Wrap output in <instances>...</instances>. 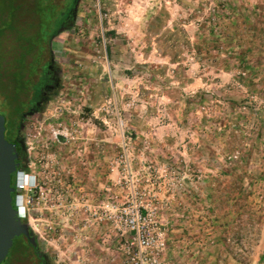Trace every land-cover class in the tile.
<instances>
[{
  "label": "rangeland",
  "instance_id": "rangeland-1",
  "mask_svg": "<svg viewBox=\"0 0 264 264\" xmlns=\"http://www.w3.org/2000/svg\"><path fill=\"white\" fill-rule=\"evenodd\" d=\"M221 2L264 11V0H77L51 40L59 83L23 121L32 189L18 202L51 264H95L107 246L125 264L131 206L159 264H264V54L245 86L246 71L197 61L187 43Z\"/></svg>",
  "mask_w": 264,
  "mask_h": 264
},
{
  "label": "trees",
  "instance_id": "trees-1",
  "mask_svg": "<svg viewBox=\"0 0 264 264\" xmlns=\"http://www.w3.org/2000/svg\"><path fill=\"white\" fill-rule=\"evenodd\" d=\"M73 1L69 5L66 1L60 9L55 0H0V96L8 108L9 132L4 122L7 140L16 119L26 113V103L46 81L51 40L59 32ZM248 11L229 2L217 4L199 24L201 31L196 39L187 43L197 61L246 71L248 77L239 74L236 78L245 86H252L260 69L259 57L264 54V11L253 13L255 19L250 18ZM3 116L6 119V114ZM18 170L10 177L14 208Z\"/></svg>",
  "mask_w": 264,
  "mask_h": 264
},
{
  "label": "flooded vegetation",
  "instance_id": "flooded-vegetation-1",
  "mask_svg": "<svg viewBox=\"0 0 264 264\" xmlns=\"http://www.w3.org/2000/svg\"><path fill=\"white\" fill-rule=\"evenodd\" d=\"M73 17L72 14L68 13L63 18V23L60 25L61 27H65V23L68 22ZM48 75L46 81L41 86L40 91L36 96H33L26 103V113H23L22 118H17L15 124H13V131L11 134L8 133V139L15 143L16 150L18 154L17 159V167L16 169L23 171L28 163L26 156V147L24 144V140L22 138V130H23V121L25 117L30 114H33L37 111L31 112L30 110L39 108L41 109L42 105L52 97L53 93L57 89L59 83V69L54 63V59L52 56L49 58V62L47 64ZM24 110V111H25ZM38 110V111H39ZM31 112V113H29ZM6 121V129L9 132V118L8 116L5 119ZM21 144H24V148L21 147ZM16 172V171H15ZM18 237V242H15L16 237H14L11 247L8 250V253L13 249V255L8 259V253L5 258L1 261L0 264H51V260L49 256L40 249L38 246V242L33 236V234L29 231L28 235L20 234Z\"/></svg>",
  "mask_w": 264,
  "mask_h": 264
},
{
  "label": "water",
  "instance_id": "water-1",
  "mask_svg": "<svg viewBox=\"0 0 264 264\" xmlns=\"http://www.w3.org/2000/svg\"><path fill=\"white\" fill-rule=\"evenodd\" d=\"M76 4L77 0H74L69 11L72 15ZM4 122V116L0 114V263L7 255L14 237L29 233L27 223L20 218L17 208L12 206L11 192L14 187L10 185V177L16 171L18 154L14 144L5 138Z\"/></svg>",
  "mask_w": 264,
  "mask_h": 264
},
{
  "label": "built area",
  "instance_id": "built-area-1",
  "mask_svg": "<svg viewBox=\"0 0 264 264\" xmlns=\"http://www.w3.org/2000/svg\"><path fill=\"white\" fill-rule=\"evenodd\" d=\"M21 173V170L17 171L16 190L18 193L16 194L15 203L19 212V216L22 219L18 204L19 191L22 189H32V185L30 184L32 181L31 178L25 180L21 179ZM120 218L127 227L128 231L132 234V239L129 240L128 244L126 245L127 257L125 264H159L155 255L152 254V238L148 235V231L145 227V216L142 215L138 208L131 206L130 208L124 207L121 210Z\"/></svg>",
  "mask_w": 264,
  "mask_h": 264
},
{
  "label": "crops",
  "instance_id": "crops-1",
  "mask_svg": "<svg viewBox=\"0 0 264 264\" xmlns=\"http://www.w3.org/2000/svg\"><path fill=\"white\" fill-rule=\"evenodd\" d=\"M78 175H79V179L81 181H83L85 188L90 190V187H94L95 179H94L93 172L92 173L91 172H87V173L82 172V174L79 173ZM82 253H83V250H79L78 255L76 256L77 261H80V259L82 257ZM111 253H112V251L109 252V247L107 246V254H106V252H103L102 254H92V257H93L95 264H102L105 262H107V264H117L114 262L115 260L113 261V259L111 257V255H112Z\"/></svg>",
  "mask_w": 264,
  "mask_h": 264
}]
</instances>
